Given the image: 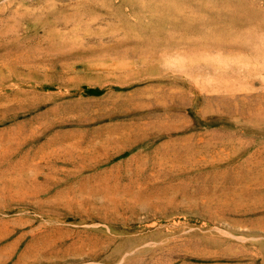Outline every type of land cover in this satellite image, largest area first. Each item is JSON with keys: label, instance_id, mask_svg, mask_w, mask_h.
Returning <instances> with one entry per match:
<instances>
[{"label": "rangeland", "instance_id": "374dc122", "mask_svg": "<svg viewBox=\"0 0 264 264\" xmlns=\"http://www.w3.org/2000/svg\"><path fill=\"white\" fill-rule=\"evenodd\" d=\"M0 264H264V0H0Z\"/></svg>", "mask_w": 264, "mask_h": 264}]
</instances>
